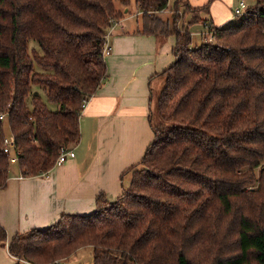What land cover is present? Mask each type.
Returning a JSON list of instances; mask_svg holds the SVG:
<instances>
[{
	"label": "trees",
	"instance_id": "obj_1",
	"mask_svg": "<svg viewBox=\"0 0 264 264\" xmlns=\"http://www.w3.org/2000/svg\"><path fill=\"white\" fill-rule=\"evenodd\" d=\"M135 1L139 32L175 35L176 44L150 115L155 137L130 184L114 202L100 194L90 214L65 213L10 241L0 224V247L31 264L66 263L86 247L93 264H264V0L209 25L214 42L194 47L189 30H171L160 14L208 4ZM129 5L0 0V188L10 176L6 129L26 178L51 170L61 149L80 141L83 106L108 77L110 21Z\"/></svg>",
	"mask_w": 264,
	"mask_h": 264
},
{
	"label": "crops",
	"instance_id": "obj_2",
	"mask_svg": "<svg viewBox=\"0 0 264 264\" xmlns=\"http://www.w3.org/2000/svg\"><path fill=\"white\" fill-rule=\"evenodd\" d=\"M175 1L169 0V6ZM187 1L193 7L209 5L208 11L200 14L205 23L189 26L192 37H202L208 24L221 27L230 23L238 3ZM123 10L125 16L109 30L111 54L105 56L108 77L81 113V138L71 147L75 157L53 168L48 177H23L18 164H10L7 185L0 188V224L9 241L17 234L48 228L65 213L94 212L100 194L109 202L116 201L130 184V169L140 163L154 140L150 115L156 112L164 85L162 72L175 61L176 36L140 33L142 24L136 1L133 10ZM170 11L160 15L166 17ZM80 251L73 261L81 259L77 258ZM17 262L31 264L18 260L7 247H0V264Z\"/></svg>",
	"mask_w": 264,
	"mask_h": 264
},
{
	"label": "rangeland",
	"instance_id": "obj_3",
	"mask_svg": "<svg viewBox=\"0 0 264 264\" xmlns=\"http://www.w3.org/2000/svg\"><path fill=\"white\" fill-rule=\"evenodd\" d=\"M247 2V4H253L251 0H245ZM135 6V0H130V5L128 6L129 9L133 10ZM118 7L122 9V7L120 6V4H118ZM178 10L175 12H171L169 15H166V17H162L161 18L165 21L169 23V27L171 30L173 29H181V30H189V26H199V23H205V19L203 20L200 16V12L199 11H195L194 8H191L189 6H186L185 2L181 3L178 8ZM164 12V11H163ZM188 15L192 16L194 15L193 18L194 21L192 23V21H190V18H188ZM140 19H141V15H140ZM238 19V16H234V21ZM121 20V19H120ZM192 23V24H191ZM142 24V22H141ZM211 24H208L206 26H204L205 28V34L203 33L202 37L200 35L193 36L192 37V44L191 47H194L196 45H200L202 42H208V43H213V35H209L206 34L207 32V28H210L211 26H209ZM142 27V25H141ZM198 28H195V30H198ZM165 80V77H163ZM163 88V87H162ZM43 100L47 103L48 107L51 110H57L58 106L56 104L53 103H49L46 96L43 94L42 95ZM84 108V107H83ZM156 114H157V107H156ZM156 117V116H155ZM157 121V120H155ZM6 137L9 138L11 140V142H13L14 137L12 136V134L9 132L8 129H6ZM259 170V169H258ZM257 170V171H258ZM81 258L78 262L73 261L75 259V255L72 256L70 258V260H68L65 264H93V250L92 247H86L84 249H81V251L78 253L77 258Z\"/></svg>",
	"mask_w": 264,
	"mask_h": 264
},
{
	"label": "built area",
	"instance_id": "obj_4",
	"mask_svg": "<svg viewBox=\"0 0 264 264\" xmlns=\"http://www.w3.org/2000/svg\"><path fill=\"white\" fill-rule=\"evenodd\" d=\"M237 1H238V4L235 6V8L233 10V15L234 16H242L243 14L246 13V11L248 10L249 6H248V4H247V2L245 0H237ZM119 22H120V19H112L110 21L111 27H110L109 30L113 29L114 26L117 25ZM207 29L208 30H207L206 34H209V35L212 36L211 30H209L210 28H207ZM108 36H109V32H108V34L106 36V41H105V44H104V55L105 56H109L111 54V47H110V44H109ZM87 103H85L83 107H85V105ZM5 118H6L5 114L0 115V119L1 120L5 119ZM3 147H4V152L6 154L10 155V164L17 163L20 152H19L18 148L15 145V140H13V142H11V140L6 137L4 139V146ZM74 157H75V151L73 149H71V148L61 149L60 154L57 157V160L55 161V164H54L53 168L64 164L69 158H74ZM51 170L43 173V175L48 177L49 176V172ZM59 264H64V262L59 263Z\"/></svg>",
	"mask_w": 264,
	"mask_h": 264
}]
</instances>
